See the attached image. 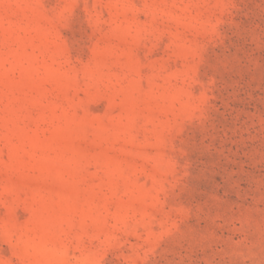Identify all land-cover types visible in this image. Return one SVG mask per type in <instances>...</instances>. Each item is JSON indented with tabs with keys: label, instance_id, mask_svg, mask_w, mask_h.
Here are the masks:
<instances>
[{
	"label": "rangeland",
	"instance_id": "rangeland-1",
	"mask_svg": "<svg viewBox=\"0 0 264 264\" xmlns=\"http://www.w3.org/2000/svg\"><path fill=\"white\" fill-rule=\"evenodd\" d=\"M0 264H264V0H0Z\"/></svg>",
	"mask_w": 264,
	"mask_h": 264
}]
</instances>
